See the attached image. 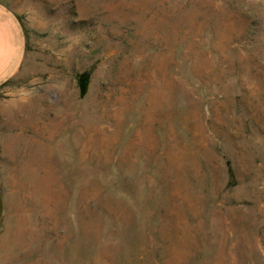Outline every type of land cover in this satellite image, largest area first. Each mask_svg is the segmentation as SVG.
Instances as JSON below:
<instances>
[{"label":"rangeland","instance_id":"374dc122","mask_svg":"<svg viewBox=\"0 0 264 264\" xmlns=\"http://www.w3.org/2000/svg\"><path fill=\"white\" fill-rule=\"evenodd\" d=\"M0 3V264H264V0Z\"/></svg>","mask_w":264,"mask_h":264},{"label":"crops","instance_id":"0c3cea01","mask_svg":"<svg viewBox=\"0 0 264 264\" xmlns=\"http://www.w3.org/2000/svg\"><path fill=\"white\" fill-rule=\"evenodd\" d=\"M24 59L22 26L10 10L0 3V85L15 75ZM4 202L0 193V220Z\"/></svg>","mask_w":264,"mask_h":264},{"label":"water","instance_id":"95a60500","mask_svg":"<svg viewBox=\"0 0 264 264\" xmlns=\"http://www.w3.org/2000/svg\"><path fill=\"white\" fill-rule=\"evenodd\" d=\"M79 79H80V88L83 91L85 89V75L82 74Z\"/></svg>","mask_w":264,"mask_h":264}]
</instances>
